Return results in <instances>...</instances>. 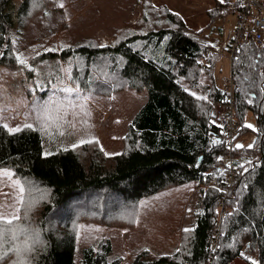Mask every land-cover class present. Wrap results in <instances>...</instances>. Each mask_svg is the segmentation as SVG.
I'll use <instances>...</instances> for the list:
<instances>
[{"label":"trees","instance_id":"16d2710c","mask_svg":"<svg viewBox=\"0 0 264 264\" xmlns=\"http://www.w3.org/2000/svg\"><path fill=\"white\" fill-rule=\"evenodd\" d=\"M12 1L0 0V65L19 70L14 31L31 28L52 0H19L15 13ZM213 1L211 23L240 3L219 12L222 3ZM140 4L139 21L117 31L108 45L84 39L60 54L91 93L147 90L121 154L107 155L96 140L47 154L39 133L10 132L0 122V170L12 171L23 185L27 209L10 226L17 238L5 236L4 248L20 251L0 264H121L125 258L112 259L108 240L78 250L83 218L99 213L100 222L130 228L141 202L186 183H214L202 189V211L189 238L172 254L143 249L128 264H231L244 252L257 253L264 264V49L249 42L231 61L237 138L249 131L256 138L251 148H228L215 116L226 99L214 77L220 57L205 30H192L153 0ZM249 113L256 129L246 127Z\"/></svg>","mask_w":264,"mask_h":264},{"label":"rangeland","instance_id":"374dc122","mask_svg":"<svg viewBox=\"0 0 264 264\" xmlns=\"http://www.w3.org/2000/svg\"><path fill=\"white\" fill-rule=\"evenodd\" d=\"M153 2L181 15L192 30H205L207 43L215 48L220 57L214 71L216 84L226 89L228 79L232 78L229 45L237 25L234 7L229 5L231 11L211 23L209 11L216 7L213 0ZM235 2L225 0L219 12L226 9L228 3L233 5ZM140 3L141 0H52L50 9L55 13L45 14L23 33L14 31L16 55L25 63L19 70L0 65V122L7 127L39 133L47 146V154L58 148L95 140L107 155L121 154L131 124L148 101L147 90L91 93L85 84L77 80L79 76L56 63L60 58H49L50 61L38 64L35 60L41 59V56H37L36 52L63 49L84 39H95L100 45L107 44L117 31L139 21ZM18 4L19 0H13L11 11L15 13ZM67 76L70 77L68 82ZM65 87L74 91L66 93L63 91ZM76 89H79L78 93ZM223 107L224 103L216 107L217 119ZM235 120L238 123L236 116ZM28 124L32 127H25ZM248 124L253 125L252 130L256 129L252 113L247 115ZM255 138V132L249 131L236 138L234 145L241 144L247 149L248 145L254 144ZM17 182L21 184L13 177L12 171L0 170V210L5 213L17 207L16 197L20 195ZM210 186L214 187V183H186L172 190H161L156 196L141 202L138 216L133 224H129L130 228L100 222L97 220L99 213L94 218L84 217L81 231H78V250L95 249L102 241L108 240L112 246V259L125 258L121 264H128L143 249L155 255L172 254L189 238L185 229L194 227L202 211V189ZM79 260L78 256L77 263ZM252 260L258 264L257 253L244 252L231 264H251Z\"/></svg>","mask_w":264,"mask_h":264},{"label":"built area","instance_id":"2783aa9c","mask_svg":"<svg viewBox=\"0 0 264 264\" xmlns=\"http://www.w3.org/2000/svg\"><path fill=\"white\" fill-rule=\"evenodd\" d=\"M236 22L235 35L230 42L231 61L235 53L249 42L264 49V0H240ZM225 92L226 99L223 110L218 114V121L226 131V145L231 148L239 131V124L235 120V84L232 78L228 79ZM233 185L230 179L227 187L232 188Z\"/></svg>","mask_w":264,"mask_h":264},{"label":"snow or ice","instance_id":"6c2138e0","mask_svg":"<svg viewBox=\"0 0 264 264\" xmlns=\"http://www.w3.org/2000/svg\"><path fill=\"white\" fill-rule=\"evenodd\" d=\"M220 2L224 3L225 0H220ZM62 6L63 5H61V7ZM20 63L24 64L25 61L20 60ZM63 91L66 93H72L74 91V89L70 88V87H65L63 89ZM75 91L78 93L79 89H76ZM193 95H195V94L193 93ZM199 99H206V97H199ZM5 127H7V125H5ZM25 127L31 128L32 125L28 124V125H25ZM246 127L253 128V125L248 124V125H246ZM8 130L10 132H17V131H20L21 129L9 128ZM83 142L84 141H81V143H83ZM235 147L236 148H243L245 146L241 145V144H237ZM247 147L251 148V147H253V145H248ZM248 163H251V161H248ZM245 170H247V169H245ZM18 187H19L20 195H18L16 197V203L19 204L20 207H13V210L10 213H5L3 210H0V262H2L9 254H18L20 251L15 246L7 248V249L4 248L6 234L11 233V239L12 240H15L17 238L15 230L10 226L16 224L21 219L20 212H21L22 208H24V205H25V200H24L25 189H24L23 185L19 184V183H18ZM24 210H25V212L27 211L26 208H24ZM25 218H26V216H25ZM185 231H189V229H185ZM241 255H243V253ZM13 264H17V262L13 261ZM251 264H257V262L255 260H252Z\"/></svg>","mask_w":264,"mask_h":264},{"label":"crops","instance_id":"0c3cea01","mask_svg":"<svg viewBox=\"0 0 264 264\" xmlns=\"http://www.w3.org/2000/svg\"><path fill=\"white\" fill-rule=\"evenodd\" d=\"M65 8V7H64ZM64 8H63V10H64ZM52 9V8H51ZM49 10L48 12H47V14H49V13H55V12H53L52 10ZM111 41H109L107 44H104V45H102V46H106V45H108L109 43H110ZM61 53H63V50L62 49H57V50H53V49H44V50H42V51H37L36 52V55L37 56H41V59H38V60H36V63H38V64H43V63H46V62H48V61H50V60H48L49 58H60V59H58L57 60V62L56 63H58V65L60 66H62V68H64V69H68V66L66 65V61H64L62 58H61ZM52 54H57V55H55V56H53ZM66 81L68 82V81H70V77H66ZM55 87H57V85L55 86ZM225 90V89H224Z\"/></svg>","mask_w":264,"mask_h":264},{"label":"bare ground","instance_id":"6f19581e","mask_svg":"<svg viewBox=\"0 0 264 264\" xmlns=\"http://www.w3.org/2000/svg\"><path fill=\"white\" fill-rule=\"evenodd\" d=\"M221 106V105H220Z\"/></svg>","mask_w":264,"mask_h":264}]
</instances>
